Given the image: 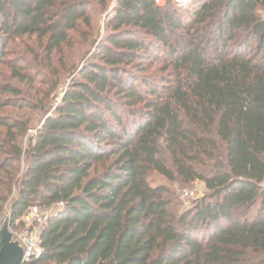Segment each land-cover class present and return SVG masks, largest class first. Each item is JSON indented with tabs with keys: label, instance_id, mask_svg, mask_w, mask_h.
Instances as JSON below:
<instances>
[{
	"label": "trees",
	"instance_id": "1",
	"mask_svg": "<svg viewBox=\"0 0 264 264\" xmlns=\"http://www.w3.org/2000/svg\"><path fill=\"white\" fill-rule=\"evenodd\" d=\"M111 2L0 0V46L35 36L51 62ZM172 6L116 0L40 124L0 115V231L6 214L21 229L32 206L48 212L26 264H264V0ZM162 48L159 87L141 60ZM153 172L207 192L183 208Z\"/></svg>",
	"mask_w": 264,
	"mask_h": 264
},
{
	"label": "rangeland",
	"instance_id": "2",
	"mask_svg": "<svg viewBox=\"0 0 264 264\" xmlns=\"http://www.w3.org/2000/svg\"><path fill=\"white\" fill-rule=\"evenodd\" d=\"M158 1L160 4H165L168 0ZM194 1L171 0L173 3L171 8L180 9V12L184 14L188 5ZM115 2L116 0H112L107 10L97 9L92 17L93 26L83 27V31H85L83 34L73 32L71 46H65L61 58L59 53H54L51 62H48L47 54L44 51L45 42L43 44L35 36L16 37L8 41L5 47L0 46V103L12 99L17 104L0 108V115L22 118L29 121L30 125L34 127L40 124L45 116L52 112L54 105L60 102L64 90L68 88L79 69L92 60L93 53L107 34L105 25ZM261 15L264 17V9L261 11ZM185 17L183 15V18ZM166 51L165 48H162L160 53L158 49L157 57L159 58L157 60L155 57L153 64H150L152 57H145L141 60L142 65L148 67L142 73L157 78L159 87L165 86L167 81L172 79L170 70H165L166 63L159 61L163 52ZM65 62L71 65L72 71H66ZM16 69L23 73H29L30 79L24 80L16 77ZM8 86L15 87L19 93L7 92ZM40 105H43V108ZM33 133L34 129H30L28 136ZM150 181L152 185L170 186L179 201L184 203L183 208L191 205L194 199L207 192L203 182L197 181L192 185H185L179 181H169L157 172L151 174ZM8 217V214L4 215L2 227ZM10 230L16 229L10 227Z\"/></svg>",
	"mask_w": 264,
	"mask_h": 264
},
{
	"label": "built area",
	"instance_id": "3",
	"mask_svg": "<svg viewBox=\"0 0 264 264\" xmlns=\"http://www.w3.org/2000/svg\"><path fill=\"white\" fill-rule=\"evenodd\" d=\"M159 3V1L157 0ZM63 202L60 203L63 206ZM48 217V212L34 205L26 216V224L21 229L12 230L13 240L17 241L24 250V260L27 262L38 259L43 255V247L40 242L41 229Z\"/></svg>",
	"mask_w": 264,
	"mask_h": 264
},
{
	"label": "water",
	"instance_id": "4",
	"mask_svg": "<svg viewBox=\"0 0 264 264\" xmlns=\"http://www.w3.org/2000/svg\"><path fill=\"white\" fill-rule=\"evenodd\" d=\"M2 247L0 250V264H26L24 250L17 241L13 240L10 230L9 217L6 219L1 231Z\"/></svg>",
	"mask_w": 264,
	"mask_h": 264
}]
</instances>
